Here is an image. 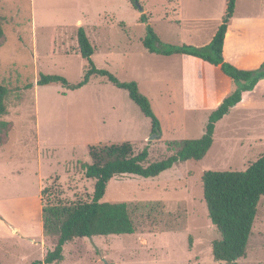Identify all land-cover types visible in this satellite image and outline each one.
Instances as JSON below:
<instances>
[{
	"label": "rangeland",
	"instance_id": "obj_1",
	"mask_svg": "<svg viewBox=\"0 0 264 264\" xmlns=\"http://www.w3.org/2000/svg\"><path fill=\"white\" fill-rule=\"evenodd\" d=\"M0 0V84L7 98L6 142L0 145V264H32L54 248L56 237L43 230L41 191L52 187L65 202L92 199L95 181L82 164L93 146L131 142L148 148V162L174 151L168 143L200 138L211 112L242 82L218 78L196 93L199 74L219 70L184 54L164 56L143 45L148 22L162 40L207 44L222 22L226 0ZM249 14L245 36L228 32L226 53L236 64L260 69L264 60V0H237L231 28ZM95 48L98 67L122 81L138 82L161 120V138L151 137V119L126 90L99 77L79 89L36 85L41 72L60 74L72 84L83 76L78 29ZM185 80V81H184ZM34 86L26 89L27 84ZM215 128L202 160L176 163L155 177L123 174L108 184L104 201L126 202L136 224L133 234L76 237L57 264H226L215 261L212 241L220 237L204 200L207 170H244L264 154V78ZM238 264H264V196L247 254Z\"/></svg>",
	"mask_w": 264,
	"mask_h": 264
},
{
	"label": "trees",
	"instance_id": "obj_2",
	"mask_svg": "<svg viewBox=\"0 0 264 264\" xmlns=\"http://www.w3.org/2000/svg\"><path fill=\"white\" fill-rule=\"evenodd\" d=\"M134 8L143 11L140 0H130ZM237 0H226L222 22L212 39L205 45L190 43L173 44L165 42L148 22L145 13L141 22L146 23L147 34L143 45L152 53L164 56L186 54L199 58L218 68L221 73L237 82H243L221 104L214 109L200 138L170 141L168 147L174 152L169 156L149 163V150L144 148L136 153L131 142L93 146L90 149L92 162L82 164L86 178L93 179L94 192L89 201L65 202L60 194L45 187L42 191V221L44 233L55 236L54 248L49 249L42 260L32 264H57L64 259V246L76 237L133 234L136 224L126 202L104 201L110 181L123 174L155 177L186 160H202L214 142L217 123L228 114L232 107L245 100L244 91L253 90L264 78V61L260 69L241 67L227 60L225 54L226 36L229 24L235 14ZM78 45L85 59L83 76L77 83H70L60 74L41 72L36 85L61 84L69 89H79L89 84L93 77L102 78L128 92L129 97L151 119L153 132L161 131V120L156 115L149 97L144 94L137 81H122L107 68L98 67L92 56L95 48L86 30L78 29ZM5 40V32L0 26V46ZM34 86L27 84L26 89ZM12 89L0 84V116L7 113V98ZM10 129L8 121H0V145L6 142ZM204 200L212 224L220 237L212 241L215 261L238 264L247 254L261 198L264 196V154L250 163L244 170H207L202 175Z\"/></svg>",
	"mask_w": 264,
	"mask_h": 264
},
{
	"label": "crops",
	"instance_id": "obj_3",
	"mask_svg": "<svg viewBox=\"0 0 264 264\" xmlns=\"http://www.w3.org/2000/svg\"><path fill=\"white\" fill-rule=\"evenodd\" d=\"M237 6V5H236ZM244 18V20L241 22V23H239L237 26H235L234 28H231V26L229 25V31L230 30H235V32H236V38L237 39H242V38H244V36H245V31H246V29H247V27H246V24H247V22L249 23V26L250 25H252L251 24V16L249 15V14H247V16H245V17H243ZM262 19H264V18H262V17H259V16H256V17H254V23L255 24H258V23H262ZM220 25V24H219ZM218 28V27H217ZM228 31V32H229ZM228 34V33H227ZM228 35L226 36V42H225V54H226V57H227V60H229L230 62H232L233 64H235V65H238V66H241V67H252V66H243V65H239V64H236L235 62H233V61H231L230 59H229V57H228V55H227V53H226V43H227V41H228ZM205 45V44H204ZM184 55H186V54H184ZM191 56V55H190ZM194 57V56H193ZM196 58V57H195ZM197 59H199V58H197ZM200 61H202L203 63H205L206 65H208L209 63H207V62H205V61H203V60H201V59H199ZM264 61V60H263ZM209 67H211L210 66V64L208 65ZM212 67H214V66H212ZM215 69H218V68H216V67H214ZM254 68V67H253ZM219 70V69H218ZM221 76H224L222 73H221V71L219 70V72H218V74L217 75H213V72L211 73V74H199V73H197L196 74V76H193V77H191L192 79H191V81L190 82H184V84L185 83H190L194 88H195V91H193L192 92V94H194V93H196L199 89H201V87H205V86H207V85H210V90H215L216 89V84L218 83V81H221V80H219L218 78H220ZM224 77H226V76H224ZM226 78H228V77H226ZM231 78H228V80L226 79L225 81H222V82H231ZM185 81V80H184ZM186 85V84H185ZM224 100V99H223Z\"/></svg>",
	"mask_w": 264,
	"mask_h": 264
},
{
	"label": "water",
	"instance_id": "obj_4",
	"mask_svg": "<svg viewBox=\"0 0 264 264\" xmlns=\"http://www.w3.org/2000/svg\"><path fill=\"white\" fill-rule=\"evenodd\" d=\"M161 136H162L161 131L155 132L153 134V136L151 137V140L154 139V138H161Z\"/></svg>",
	"mask_w": 264,
	"mask_h": 264
}]
</instances>
